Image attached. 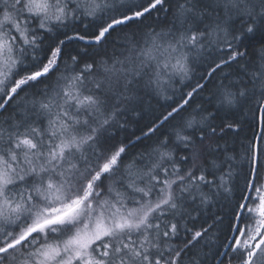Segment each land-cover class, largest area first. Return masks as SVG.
Masks as SVG:
<instances>
[{
    "label": "snow or ice",
    "instance_id": "snow-or-ice-1",
    "mask_svg": "<svg viewBox=\"0 0 264 264\" xmlns=\"http://www.w3.org/2000/svg\"><path fill=\"white\" fill-rule=\"evenodd\" d=\"M0 264H264V0H0Z\"/></svg>",
    "mask_w": 264,
    "mask_h": 264
},
{
    "label": "trees",
    "instance_id": "trees-1",
    "mask_svg": "<svg viewBox=\"0 0 264 264\" xmlns=\"http://www.w3.org/2000/svg\"><path fill=\"white\" fill-rule=\"evenodd\" d=\"M200 71H205V72H206V69H204V70H198V73H197V74H199ZM217 75H219V74H217ZM193 83H194V80H193ZM186 90H187V89H186ZM205 95H207V93H205ZM177 96H178V94H177ZM177 102H179L178 99H177ZM196 102H199V101H194V103H196ZM161 103L163 104V103H165V102H164V101H161ZM158 111H162V109H158ZM147 118H148V117H145V119H147ZM143 123H144V120H141L139 124H133V125H131V126H130V131H132L133 129H136L135 134H136V135H139L140 132H139L138 129L141 128V127L143 126ZM245 131L247 132V131H249V130L246 129ZM245 163H246V161H245Z\"/></svg>",
    "mask_w": 264,
    "mask_h": 264
}]
</instances>
